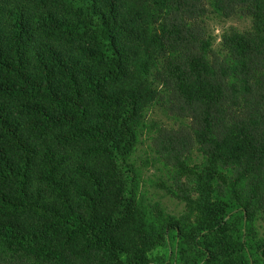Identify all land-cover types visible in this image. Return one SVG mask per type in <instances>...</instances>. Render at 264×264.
Here are the masks:
<instances>
[{
    "label": "trees",
    "instance_id": "16d2710c",
    "mask_svg": "<svg viewBox=\"0 0 264 264\" xmlns=\"http://www.w3.org/2000/svg\"><path fill=\"white\" fill-rule=\"evenodd\" d=\"M208 5L248 17L215 50ZM152 123L193 225L139 191ZM193 154L200 165L188 168ZM264 0H0V264H264Z\"/></svg>",
    "mask_w": 264,
    "mask_h": 264
},
{
    "label": "rangeland",
    "instance_id": "374dc122",
    "mask_svg": "<svg viewBox=\"0 0 264 264\" xmlns=\"http://www.w3.org/2000/svg\"><path fill=\"white\" fill-rule=\"evenodd\" d=\"M204 23L215 50H220L222 37L226 33L243 32L251 28L250 18L239 16L224 18L213 12L209 5ZM152 123L175 127L174 121L164 116L159 106L153 105L145 110L144 126L138 133L137 145L130 158L138 174L139 191L150 205L158 203L164 216L193 225L196 221V216L191 212L190 206V197H196L192 188L193 176L188 173L175 172V169L161 164L151 144L154 136ZM201 161L199 154H193L188 168L194 170V167L200 165ZM253 232L255 239H262L264 221L259 219L253 222Z\"/></svg>",
    "mask_w": 264,
    "mask_h": 264
}]
</instances>
